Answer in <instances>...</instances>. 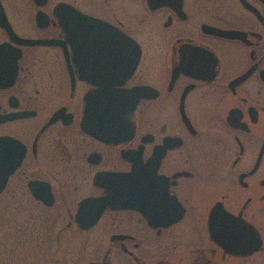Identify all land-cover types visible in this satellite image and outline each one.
<instances>
[{
  "label": "flooded vegetation",
  "instance_id": "af4514ba",
  "mask_svg": "<svg viewBox=\"0 0 264 264\" xmlns=\"http://www.w3.org/2000/svg\"><path fill=\"white\" fill-rule=\"evenodd\" d=\"M13 55L0 116L26 115L0 137L25 152L0 194L50 211L39 264H264V0H0V82ZM97 83L145 89L121 141L81 124ZM108 173L118 202L77 220Z\"/></svg>",
  "mask_w": 264,
  "mask_h": 264
},
{
  "label": "water",
  "instance_id": "95a60500",
  "mask_svg": "<svg viewBox=\"0 0 264 264\" xmlns=\"http://www.w3.org/2000/svg\"><path fill=\"white\" fill-rule=\"evenodd\" d=\"M11 38L21 43H52L49 40H35V39H23L17 37L14 33L11 34ZM16 59L17 56L11 57L10 65V77L1 81L0 85L12 83L16 75ZM128 67V71L133 69L136 63ZM97 87L88 92L84 96L83 102V116L81 124L85 130L93 134L94 136L104 139L108 142H118L123 140L126 132L132 130L130 125V116L138 102L142 97H145L144 87H134L131 89H111L103 88L97 83ZM26 115L22 112L9 113L5 116H0V121L6 119H14ZM51 119L50 121H52ZM4 145V152H0V193L3 191L8 176L14 172V170L20 165L25 147L16 138L10 136L0 137V146ZM136 170V169H134ZM133 168L124 173L123 179H130L132 176ZM140 178L142 170L139 169ZM119 174L108 173L106 176L110 178L113 185H105V194L95 199L84 200L80 203L79 209L76 213V219L79 220L85 217L86 206L89 203H94L95 206H100L99 209L91 212L89 216L90 221H95L104 207L107 205H114L118 202L116 182ZM120 176V175H119ZM120 178V177H119ZM29 187L32 195L35 198H39L46 205L53 203V197L50 190V185L46 181H30ZM140 193L141 190H140Z\"/></svg>",
  "mask_w": 264,
  "mask_h": 264
},
{
  "label": "trees",
  "instance_id": "16d2710c",
  "mask_svg": "<svg viewBox=\"0 0 264 264\" xmlns=\"http://www.w3.org/2000/svg\"><path fill=\"white\" fill-rule=\"evenodd\" d=\"M50 217L19 191L0 194V264H39L50 240L49 228L38 221Z\"/></svg>",
  "mask_w": 264,
  "mask_h": 264
},
{
  "label": "rangeland",
  "instance_id": "374dc122",
  "mask_svg": "<svg viewBox=\"0 0 264 264\" xmlns=\"http://www.w3.org/2000/svg\"><path fill=\"white\" fill-rule=\"evenodd\" d=\"M43 259H45V256H44V255H43V258H42L40 261L42 262ZM41 262H40V263H41Z\"/></svg>",
  "mask_w": 264,
  "mask_h": 264
}]
</instances>
